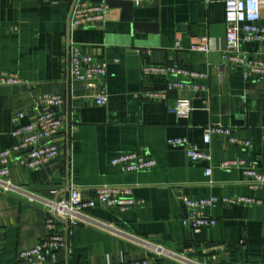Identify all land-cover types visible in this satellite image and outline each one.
Instances as JSON below:
<instances>
[{
	"label": "crops",
	"instance_id": "crops-1",
	"mask_svg": "<svg viewBox=\"0 0 264 264\" xmlns=\"http://www.w3.org/2000/svg\"><path fill=\"white\" fill-rule=\"evenodd\" d=\"M97 3V2H96ZM72 0H0V75L17 74L22 84L0 86V152L24 139L13 132L37 120L36 99L61 95L64 132L54 141L59 156L36 170L13 162L0 185V264H18L23 249L48 235L43 203L68 199L72 186L89 199L103 186L131 187L138 205L126 212L98 208L87 213L96 225L68 228L69 250L56 257L69 264H118L146 259L150 264H264V186L254 188L239 169L222 170L228 160L254 163L264 174V77L246 81L244 69L224 59L225 7L202 0H159L134 6V20L112 9L107 21L70 34ZM145 26L137 30L136 25ZM264 27V15L261 21ZM207 38L210 52L191 51ZM80 45L96 62L107 63L109 102L99 106L83 83L70 77L69 44ZM139 51V52H138ZM249 57L264 60V43L241 45ZM172 66L203 76L189 80L198 92L176 90L166 101L140 97L164 91L172 75H151L144 66ZM177 98H192L190 119L170 112ZM23 114L18 124L13 117ZM220 123L251 148L214 135L210 145L203 128ZM186 138L213 163L191 161L170 139ZM157 162L151 171L130 173L113 166L131 153ZM212 167V168H211ZM208 168L212 174L207 175ZM35 196L37 202H30ZM217 198L206 213L215 227L194 232L182 223V198ZM246 197L253 204L231 205L223 199ZM155 247L171 256L161 255Z\"/></svg>",
	"mask_w": 264,
	"mask_h": 264
},
{
	"label": "built area",
	"instance_id": "built-area-1",
	"mask_svg": "<svg viewBox=\"0 0 264 264\" xmlns=\"http://www.w3.org/2000/svg\"><path fill=\"white\" fill-rule=\"evenodd\" d=\"M129 1L135 7H139L144 3L156 4L159 0ZM202 1L207 5L221 2L225 7L226 50L224 59L232 66L243 68L246 81L254 77H264V60L249 57L247 53L241 51L243 43H264V27L260 25L264 15V0ZM72 2L70 34L79 28L107 21L112 10L105 2L96 3L93 0H72ZM191 51L209 53L207 38H201L198 44L191 47ZM69 52L71 79L83 83L89 96L94 99L97 105L106 106L109 102L105 85L108 74L107 63L96 62L92 56L84 54L81 46L74 42H70ZM143 72L151 75H172L176 78H187L188 82L181 80L169 82L164 91H142L138 94L146 100L159 102L166 101L169 94L176 90L200 91V88L193 85L189 80L203 76L197 72L172 66H144ZM20 84L22 81L17 74L3 73L0 75V86L12 87ZM64 103L65 98L61 95L44 94L37 97V120L32 124L19 127L13 132L14 136H23V141L0 152V185L4 190H17L8 180L10 165L13 162L28 169L36 170L59 156V149L54 139L67 127V120L61 114ZM194 111L192 98H177L175 105L170 109V112L180 119H190ZM23 116V114L15 115L13 117L14 124H18ZM203 133V140L206 145H210L212 137L216 135L225 138L231 144L240 147H252L250 141L234 137L232 128L220 123L206 126L203 128ZM168 144L184 148L187 157L193 162L213 163L211 152H206L186 138L170 139ZM112 165L125 172L139 173L151 171L157 166V162L150 157L134 152L115 158ZM211 168L206 171L207 175L212 174ZM219 168L222 170L239 169L243 172L247 182L254 188L264 186V174L257 170L254 163L240 159L228 160L221 162ZM29 200L30 202L38 201L35 196H29ZM221 201L231 205L256 202V200L246 197ZM217 202H219L217 198L191 200L183 197L182 203L187 210V215L183 218L182 223L196 233H200L204 228L215 227L217 221L206 213V209ZM43 204L48 208L46 222L48 235L37 246L23 249L19 253L18 264H69L68 261L61 262L56 257L60 252L69 250L68 230L64 228L65 224L68 228L81 224L98 226L88 217L89 211L106 208L126 212L137 206L138 202L134 198L131 187L103 186L95 190L93 197L85 199L82 196V191L78 187L72 186L68 199ZM155 250L161 255L171 256V253L162 248L155 247ZM118 264H150V262L142 259Z\"/></svg>",
	"mask_w": 264,
	"mask_h": 264
},
{
	"label": "water",
	"instance_id": "water-1",
	"mask_svg": "<svg viewBox=\"0 0 264 264\" xmlns=\"http://www.w3.org/2000/svg\"><path fill=\"white\" fill-rule=\"evenodd\" d=\"M97 3H107L111 9H122V19L132 22L134 20V4L129 0H93ZM137 30L145 28L140 24L136 25Z\"/></svg>",
	"mask_w": 264,
	"mask_h": 264
}]
</instances>
